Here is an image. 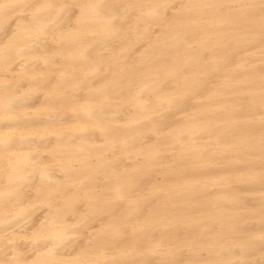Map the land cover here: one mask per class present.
I'll list each match as a JSON object with an SVG mask.
<instances>
[{
	"label": "bare ground",
	"instance_id": "6f19581e",
	"mask_svg": "<svg viewBox=\"0 0 264 264\" xmlns=\"http://www.w3.org/2000/svg\"><path fill=\"white\" fill-rule=\"evenodd\" d=\"M14 2L0 0V48L15 46L0 61V96L23 109L0 123V133L23 135L38 146L42 164L53 165L51 180L37 178L9 197L32 210L29 224L45 217V196L59 184L74 205L68 222L88 227L82 236L68 234L66 260L136 252L158 259L177 249L181 259L258 257L264 235L259 0H169L171 7L150 19L116 8L110 24L93 16L87 31L77 24L76 8L58 28L42 32L33 24L41 10L7 7ZM23 157L18 167L26 166ZM6 184L0 181V190ZM118 186L121 202L101 211L94 202ZM109 224L122 234L113 235ZM100 229L105 239L97 242ZM15 247L31 251L27 241Z\"/></svg>",
	"mask_w": 264,
	"mask_h": 264
},
{
	"label": "clouds",
	"instance_id": "9594fccd",
	"mask_svg": "<svg viewBox=\"0 0 264 264\" xmlns=\"http://www.w3.org/2000/svg\"><path fill=\"white\" fill-rule=\"evenodd\" d=\"M91 4L102 5L101 11L104 15L114 17V9H123L124 13L129 10L137 12L146 19L153 17L157 11L161 10V5H170L169 0H15L13 4L8 5L10 8H39L42 12L40 16L33 17L34 28L37 32L45 29L55 30L63 23L65 17L72 10V5H83L88 8ZM183 7V6H182ZM248 7H251L249 5ZM4 5H0V14L4 13ZM90 10V9H89ZM164 9V11H166ZM259 10L261 18L264 19V0H259ZM2 27V26H0ZM93 27L88 23L84 25L87 31ZM24 39V37H21ZM14 45H8L6 48H0V61L5 58L6 53L14 49ZM19 101V98H17ZM22 103H13L7 99L6 95L0 96V123L11 119L13 112H21ZM26 138L23 135L8 132L0 133V181H7L4 186L6 190H0V264H73L71 260L63 258L62 249L69 242V233H75L82 236L88 231L87 225L68 222L67 201L61 195L62 187L49 188L43 207L47 209V214L38 225H30L32 210L18 208V203L9 200L13 193L18 192L25 184H30L33 180L39 178L40 183L44 184L45 180L40 177V167L42 165L41 153L34 143H24ZM27 148L28 152L21 150ZM30 156L33 161L23 167L17 166V159L21 156ZM122 189L117 187L112 195L103 201H95L103 211L105 206L114 205L121 202ZM124 200V203H129ZM48 205H51L49 208ZM49 212L57 217L56 223L52 224L48 219ZM63 218V223L61 220ZM31 227V231L28 229ZM10 229V231H9ZM19 229V231H17ZM63 231L65 235L56 238V233ZM39 235H35V233ZM97 242L105 237H94ZM27 241L31 244V251L27 254H21L16 251L18 241ZM91 242V243H90ZM89 244L93 240L88 241ZM230 251V249H229ZM180 250H173L160 254L158 259H152L144 252L132 254H123L121 256L104 258L102 254H84L79 256L78 264H264V240L261 239L260 251L258 257L245 260L231 259H194L180 258Z\"/></svg>",
	"mask_w": 264,
	"mask_h": 264
},
{
	"label": "snow or ice",
	"instance_id": "6c2138e0",
	"mask_svg": "<svg viewBox=\"0 0 264 264\" xmlns=\"http://www.w3.org/2000/svg\"><path fill=\"white\" fill-rule=\"evenodd\" d=\"M116 8H118L119 6H114ZM171 7L170 5H161V10L164 11V9ZM78 8L80 10V14L79 16L76 17V21L78 25H87L90 22V18L95 16V17H101L104 18L106 20V23H111V17H104V14L101 11L102 5L99 4H91L88 6V8H85V6L83 5H72L71 9H76ZM90 9V10H89ZM72 10L69 12L68 15H71ZM44 31V30H43ZM79 33H77L78 35ZM70 36L73 35L72 33L69 34ZM54 42H58V41H54ZM261 107L262 109H264V90H262V101H261ZM261 121L262 123H264V116L261 117ZM101 132L104 131V129H100ZM24 163L25 165L32 163L33 161L31 160L30 156H24L23 157ZM53 176V165L52 164H42L40 167V177L45 180V181H49L52 179ZM119 198H123V197H119ZM74 205L72 204H68L67 207H73ZM48 207L50 208L51 205H48ZM48 219L52 224L56 223L57 217L54 216L53 213L49 212L48 214ZM61 220V224L63 223V218H59ZM109 229H112V234L113 235H121L122 233L120 232L119 228H113V226L111 224L108 225ZM106 234V229H100L99 230V234H98V238H102L104 235ZM35 235H39V233H35ZM65 235V233L61 230L59 232L56 233V238H61ZM261 239L264 240V235L261 236ZM102 242V239H101ZM91 243V242H90ZM81 256V255H79ZM74 257L71 259V261L73 262V264H78V258ZM57 264H62V261H57Z\"/></svg>",
	"mask_w": 264,
	"mask_h": 264
}]
</instances>
